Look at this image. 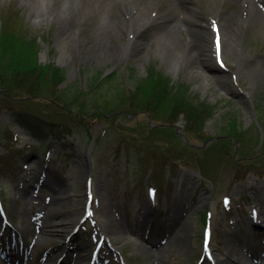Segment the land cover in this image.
I'll return each mask as SVG.
<instances>
[{"label": "rangeland", "instance_id": "obj_1", "mask_svg": "<svg viewBox=\"0 0 264 264\" xmlns=\"http://www.w3.org/2000/svg\"><path fill=\"white\" fill-rule=\"evenodd\" d=\"M189 1L198 5L189 28L173 26L168 36L183 37L172 48L191 42L197 72L183 62L165 63L155 45L158 39L165 48V40L150 31L138 37L145 44L143 50H130L123 61L112 57L96 37L118 45L121 33L108 28V19L104 25L101 20L100 28L99 15L92 19L82 13L84 2L95 8L96 0H59L39 17L25 0H0V32L13 28L35 37L41 46L39 60L52 61L65 72L58 88L66 94L76 88L86 91L82 103H71L64 112L48 88L41 95L0 102V188L5 210L0 213V232L7 234L5 247L0 238V264H8L12 235L22 243L12 264H21L24 251L29 264H75L80 254V264H264V19L246 9L248 0ZM257 6L264 18V0ZM120 12L115 4L112 15L119 23ZM222 16L232 28L238 25V16L245 23H239L236 36L223 28V37L219 30V56L209 53V61L201 62L205 34L199 26L208 27V19ZM61 21L77 30L72 40L57 39ZM153 65L216 108L204 127L205 138L215 139L202 145L201 140L188 138L200 146L191 158L177 160L185 162L178 166H173L179 153L172 144L181 146L173 141L174 134H157L154 142L143 140L148 124L156 125L160 118L118 106V97H130L137 79ZM95 77L105 81L92 85ZM107 97L113 111L100 116L92 106L98 104L99 110ZM17 111L71 124H66L68 131L57 130L58 136L37 141L18 124L11 128V115ZM229 120H236L239 138L223 132ZM8 126L13 137L6 132ZM173 127L183 133L182 119ZM151 154L157 155L155 161L164 155L172 163L155 174V163L147 159ZM242 156L254 162L244 164ZM240 168L243 172L236 179ZM88 183L91 215L78 224ZM205 207L212 229L210 259L203 255L201 240ZM142 219L146 228L137 230ZM171 225L174 230L168 229Z\"/></svg>", "mask_w": 264, "mask_h": 264}, {"label": "trees", "instance_id": "obj_2", "mask_svg": "<svg viewBox=\"0 0 264 264\" xmlns=\"http://www.w3.org/2000/svg\"><path fill=\"white\" fill-rule=\"evenodd\" d=\"M36 40L35 37L29 34L16 33L13 28L0 32V102L5 104L7 101L17 99L21 95L24 97L41 95V91L48 88L46 91L49 95L58 98L61 102V108H58L59 111L69 110L71 103H82L81 101L86 93L82 88H76L73 92H69L70 94L68 91H66V94L63 89L58 88V85L65 80V72L52 61L41 62L39 60L38 54L41 46ZM95 84H101L98 77L93 79L92 85ZM134 88V91L130 93V97H123L124 95L121 98L118 97V106H129L130 110L128 112L130 111L132 114L138 111H148L152 115L155 114V117L160 118L159 123H156V125L148 124L147 131L143 133V140L154 142L158 136L157 134H165L166 136L174 134L173 141L181 146L178 148L172 144L173 149L179 153L174 160L177 162L183 157L191 158L190 153L195 154L194 151H197L198 148L186 142V139L175 131L173 124L181 118L184 135L189 139L196 138L204 142L207 140L204 136V127L206 121L216 113L215 106L204 99L198 100L191 95L188 85L173 81L154 66L149 68L145 77L137 79ZM58 91H61V95H57ZM94 101L98 102L99 99L95 98ZM52 103L55 104V101H52ZM110 104L111 99L107 97L102 100V108L98 110V104H95L92 109L97 110V113L101 116L105 112L110 113L113 111L109 109ZM57 120L52 117L45 118L17 111L12 114L10 122L19 124L43 142L49 136H58L57 130L60 132L68 131L66 124L70 122L62 121V119ZM227 126V129L223 132L234 138H239L240 133L236 129V120H229ZM6 132L12 136L9 126ZM145 136H148V138ZM227 142L230 143L229 140ZM207 147L212 146L210 144ZM155 157L157 155L151 154L147 158L155 163L153 170L155 174L159 173L158 169L163 168V165L172 163L164 155L160 156V160H156V163ZM242 157L241 161H244L242 162L244 164L251 165L254 162V158ZM178 163L185 162L178 161L173 166H178ZM203 166L204 163L201 168ZM241 170L242 168L235 172L237 179L240 178ZM203 172L206 173L207 171L204 170Z\"/></svg>", "mask_w": 264, "mask_h": 264}, {"label": "bare ground", "instance_id": "obj_3", "mask_svg": "<svg viewBox=\"0 0 264 264\" xmlns=\"http://www.w3.org/2000/svg\"><path fill=\"white\" fill-rule=\"evenodd\" d=\"M25 1L30 6L31 11L34 12L37 17H39L42 13L51 9L53 4H55L59 0ZM105 1L106 0H96L98 6H96L95 8H91L88 4H85L84 0H82V2H84L82 13L87 16L90 15L92 19L99 15L100 28L101 24L103 23L104 25V22L108 19V22L110 23L108 25V28L110 30L116 31L115 33L117 34L121 33L122 40L118 43V45H114L111 40H108V42H103L100 35L96 37L98 40H100V45L106 46L109 52L112 53V57H117L118 61H123L129 58L130 50L136 48L143 50L145 48V44L141 40V38L138 37L142 34V32L150 31L152 35L159 33L165 40V44L167 45H165V48L159 46V43L157 42L158 39L157 41H155V45L159 50L158 52L161 53L162 60L165 63L172 64L174 62V66H176L177 63L183 62L187 65H190L189 67L191 72L198 71V67L196 65L197 60L195 59V55L193 54V52H191V42L188 41L181 47L172 48L175 40H177L178 43L179 39H182L183 37L182 35L179 36L176 34L175 39H170L168 36L169 28L172 29L173 26L181 24L187 28L189 23L193 20L194 16L196 15V12L198 10L197 4H192L189 0H107L108 3L106 6H104ZM261 1L262 0H248L246 9H248V11L251 10L252 12L256 13L262 21L264 19L262 16V10H260L259 6H257V4ZM115 4H118L121 7V12L119 15L120 23L119 18L116 19V17H113L112 15V9ZM61 15L64 16L65 13H62ZM169 15L172 18L169 19L167 17ZM239 19L241 20L240 22ZM202 20L203 22L206 21L205 19ZM227 20L228 19L225 18V16H222L221 18H219V20L208 19L207 23H210L208 27L203 25L199 26L201 31H203L205 34L202 52L200 53L202 59L199 61L208 62L210 58L209 53L213 54L214 56L216 55L215 52L217 50L216 46L214 45V37L218 35L217 32L219 30L220 34L223 37V32L226 28L231 36H236L237 30H239V23H245L243 19L239 18L238 16L235 21L238 25H235L232 28L229 24H227ZM79 21H81V16L79 17ZM213 23L215 24V29L213 27ZM118 26L120 27V32L116 30ZM76 31L77 30L73 29L69 22L61 21V24L57 29V39L61 40L63 37H66V40H72V38L75 36ZM237 40V37H233V44H235V46H238ZM140 51H138V53ZM83 214L84 213L82 212L81 216ZM144 225V220H140L137 225V230H144L146 228ZM41 227L44 231H46V224H42ZM168 229L174 230V226H168ZM112 231L118 232V230L115 229H112ZM113 233H108L109 241L112 240ZM50 256L51 255L49 254L48 257ZM80 259L81 254L80 258L76 259L75 264H80ZM29 260L30 258L28 259L26 256H24L21 258L20 263L29 264ZM9 262H12V258L9 259Z\"/></svg>", "mask_w": 264, "mask_h": 264}, {"label": "snow or ice", "instance_id": "obj_4", "mask_svg": "<svg viewBox=\"0 0 264 264\" xmlns=\"http://www.w3.org/2000/svg\"><path fill=\"white\" fill-rule=\"evenodd\" d=\"M213 27L215 29L214 23H213ZM216 50H217V55L219 56V52H220V37H219V35L216 36ZM89 215H91V213H89Z\"/></svg>", "mask_w": 264, "mask_h": 264}]
</instances>
